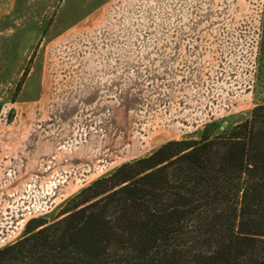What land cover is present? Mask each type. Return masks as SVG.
<instances>
[{
  "label": "rangeland",
  "instance_id": "374dc122",
  "mask_svg": "<svg viewBox=\"0 0 264 264\" xmlns=\"http://www.w3.org/2000/svg\"><path fill=\"white\" fill-rule=\"evenodd\" d=\"M144 44L146 62L102 53ZM259 104L264 0H0V247L120 164Z\"/></svg>",
  "mask_w": 264,
  "mask_h": 264
},
{
  "label": "trees",
  "instance_id": "16d2710c",
  "mask_svg": "<svg viewBox=\"0 0 264 264\" xmlns=\"http://www.w3.org/2000/svg\"><path fill=\"white\" fill-rule=\"evenodd\" d=\"M0 264H264V104L96 178Z\"/></svg>",
  "mask_w": 264,
  "mask_h": 264
},
{
  "label": "crops",
  "instance_id": "0c3cea01",
  "mask_svg": "<svg viewBox=\"0 0 264 264\" xmlns=\"http://www.w3.org/2000/svg\"><path fill=\"white\" fill-rule=\"evenodd\" d=\"M106 49H107L106 51H104V52L102 51L103 54L105 52H107V53H119V54L123 52L124 59L125 60H130V62L128 61V63H131V60H132L131 54L136 52V51H140L141 53L145 54V56H143V58L145 59V62L147 61V55H146L147 44L140 45V46H135L134 48L124 47V46H121V45H114V46H110V47H108ZM120 49H124V51H122ZM162 53H163V51H162ZM161 55H162V58L159 56L158 59H159V61L162 60V62H164V55L163 54H161ZM102 58H103L102 61H100L98 63L92 62V64L89 63V62L83 61L82 66L79 67V69L81 70V75L84 78H87L89 80V79L93 78L94 75L99 74V72L102 69H106L107 68V64H108L107 61H104V59L106 57L104 56ZM117 64H118V61H116V65ZM172 64H175V61H173ZM122 67H124V66L122 65Z\"/></svg>",
  "mask_w": 264,
  "mask_h": 264
}]
</instances>
